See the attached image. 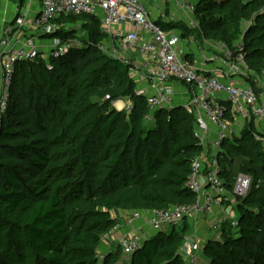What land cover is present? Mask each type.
I'll use <instances>...</instances> for the list:
<instances>
[{"label": "trees", "instance_id": "trees-1", "mask_svg": "<svg viewBox=\"0 0 264 264\" xmlns=\"http://www.w3.org/2000/svg\"><path fill=\"white\" fill-rule=\"evenodd\" d=\"M193 1L200 32L180 21L156 24L183 38L194 31L234 53L239 43L248 69L262 75L264 0ZM80 21L87 26L83 46L14 67L0 113V264H185L186 223L180 232L149 236L130 257L117 245L98 259L102 237L119 222L114 211L196 202L186 184L203 148L194 117L182 106L146 120L147 103L136 95L128 69L98 50L104 37L96 18L62 16L56 22ZM75 36L60 29L41 39ZM246 81L254 89V81ZM127 99L128 114L112 105ZM241 131L220 145L219 177L227 187L237 173L262 184L238 200L237 230L225 227L220 238L203 244L205 264H264V153L252 121Z\"/></svg>", "mask_w": 264, "mask_h": 264}, {"label": "built area", "instance_id": "built-area-1", "mask_svg": "<svg viewBox=\"0 0 264 264\" xmlns=\"http://www.w3.org/2000/svg\"><path fill=\"white\" fill-rule=\"evenodd\" d=\"M146 0H40V11L32 14L29 7H20L13 18V29L0 38V113L4 112L9 99V87L18 62H28L41 54L60 57L69 49L83 46L77 35L70 39L52 38L46 54L41 50L39 40L44 35H53L60 30L57 20L62 16L94 17L99 22V30L104 37L98 44V50L108 58L119 61L126 69L135 85L137 96L145 99L149 110L146 120L160 109H172L176 96L187 95L182 107L194 117V132L203 148L202 154L192 161V171L186 184L194 195L193 205L174 206L163 211H131L123 224L117 222L103 237L102 242H117L126 257L139 250L148 239L132 230L121 234L122 227L131 229L137 222L146 219L154 234L165 227L180 232L186 223L189 231L183 235L180 256L185 264H205L203 243L199 238L195 224L213 216L208 224L213 239L221 236L223 228L237 230L238 213L236 205L239 199L252 187H261L262 182L250 176L237 173L230 187L219 177L221 143L230 138V124L226 119L227 105L231 116L245 121L254 118L264 119V95L257 94L251 85L245 82L220 80L215 75H205L191 65L183 52L179 50L181 35L176 31H164L150 18L149 4ZM178 13L187 16V27L200 32L194 17L193 0H155ZM37 36V37H36ZM233 49L220 45V55L230 66L232 75L248 69L244 56L237 43ZM179 85V87L176 86ZM219 100H216L215 98ZM106 100L109 98L106 97ZM124 101L128 102L124 104ZM121 103L122 107H117ZM113 107L128 114L131 102L113 101ZM213 128V130H211ZM214 133L215 138H211ZM254 141L262 146L264 137L259 131ZM262 134V135H261ZM117 234H120L118 238ZM206 242V241H205ZM204 242V243H205ZM104 254L99 252L98 259Z\"/></svg>", "mask_w": 264, "mask_h": 264}, {"label": "crops", "instance_id": "crops-1", "mask_svg": "<svg viewBox=\"0 0 264 264\" xmlns=\"http://www.w3.org/2000/svg\"><path fill=\"white\" fill-rule=\"evenodd\" d=\"M145 2L149 4L150 18L153 19L156 23L163 24L180 21L187 26L189 19L187 16L178 13L168 6L162 5L158 1L146 0ZM20 7H29L32 14H37L40 11V0H0V38H2L6 32L13 29V24L11 22ZM174 31H176L177 34H180L179 31ZM220 45L221 43L212 42L209 40L205 41L204 39L200 38L194 31H191L186 38H183L181 35L179 50L183 52V55L187 58L191 65L196 67L201 73L205 75H215L220 80H223V82H225V80H228L238 83L245 82L251 85L248 81H246V78L250 77L252 81H254L253 87L255 86L256 88L258 87V84H264V81H262L264 80V73L262 75L256 76L249 69H243L240 74L232 75L229 71V64L223 61L221 58L219 50ZM176 86L179 87V85L177 84ZM257 92L258 94L260 93L264 95V89L257 88ZM186 98L187 95H185V92L180 96H176V103L174 107L182 106V104L186 102ZM215 99L219 100L217 97ZM127 103L128 102L124 101V104ZM117 105V107L119 108L122 107L121 103H117ZM231 117L232 120L229 121L231 131L230 138L238 137L242 132L241 130L251 121L254 124L255 130H257V132L260 131L264 135V119L257 120L252 118L250 119V121H245L243 118L241 119L238 116ZM211 130H213V128H211ZM211 138H215L214 133H211ZM129 214V212L124 211H114V213H112V215L117 217L118 221L122 224L123 221L129 217ZM213 216L200 220L199 224L197 223L196 230H198L200 238H207L206 241L212 240V235L208 230V223L213 220ZM132 230H135L136 232H139L143 236L147 237L154 235V233L149 229L146 219L141 222H137L131 227V229L123 226L120 233H131ZM164 230L165 229L163 228L162 231ZM119 236L120 234H117V236L115 237L118 238ZM116 246V241L114 243L101 242L98 250L105 255L111 251L114 252ZM120 264H125V260Z\"/></svg>", "mask_w": 264, "mask_h": 264}, {"label": "rangeland", "instance_id": "rangeland-1", "mask_svg": "<svg viewBox=\"0 0 264 264\" xmlns=\"http://www.w3.org/2000/svg\"><path fill=\"white\" fill-rule=\"evenodd\" d=\"M58 24V23H57ZM59 25V27H60V29H63V30H65V31H67V32H74L75 33V35H77L78 37H80L82 40H84V39H86V32H87V30H86V25H84L83 24V22H76V24H71V23H60V24H58ZM93 28V27H92ZM37 37V36H36ZM52 40L53 39H40L39 40V43H40V45L42 46L41 47V50L44 52V51H47V48L49 47V45L52 43ZM45 54H46V52H44ZM262 81H264V80H262ZM260 84H258V89H264V84L262 85H260ZM257 88L254 86V89L256 90V93L258 94V92H257ZM260 92H262V91H260ZM237 168V167H236ZM237 170V169H236ZM208 221V220H207ZM197 223L199 224V222H196L195 224L192 222V224L191 225H196L197 226ZM201 224V223H200ZM164 229L165 230H167V228H165L164 227ZM201 235V234H200ZM199 238H200V236H199ZM206 237L205 238H200V240H201V243H203L204 244V242L206 241Z\"/></svg>", "mask_w": 264, "mask_h": 264}, {"label": "water", "instance_id": "water-1", "mask_svg": "<svg viewBox=\"0 0 264 264\" xmlns=\"http://www.w3.org/2000/svg\"><path fill=\"white\" fill-rule=\"evenodd\" d=\"M117 110V109H116ZM117 111H119V110H117Z\"/></svg>", "mask_w": 264, "mask_h": 264}, {"label": "bare ground", "instance_id": "bare-ground-1", "mask_svg": "<svg viewBox=\"0 0 264 264\" xmlns=\"http://www.w3.org/2000/svg\"><path fill=\"white\" fill-rule=\"evenodd\" d=\"M118 106V105H117Z\"/></svg>", "mask_w": 264, "mask_h": 264}]
</instances>
